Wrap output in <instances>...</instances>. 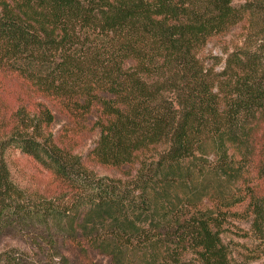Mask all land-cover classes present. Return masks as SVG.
<instances>
[{
	"label": "trees",
	"instance_id": "trees-1",
	"mask_svg": "<svg viewBox=\"0 0 264 264\" xmlns=\"http://www.w3.org/2000/svg\"><path fill=\"white\" fill-rule=\"evenodd\" d=\"M9 149L55 189L20 187ZM232 217L264 236V0H0V243L47 256L0 264H246Z\"/></svg>",
	"mask_w": 264,
	"mask_h": 264
},
{
	"label": "rangeland",
	"instance_id": "rangeland-1",
	"mask_svg": "<svg viewBox=\"0 0 264 264\" xmlns=\"http://www.w3.org/2000/svg\"><path fill=\"white\" fill-rule=\"evenodd\" d=\"M239 2L240 1H237V3ZM234 34V32H231L224 36L212 38L200 51L201 56L206 58L213 54L223 57L224 60L226 56L225 49L231 48V40ZM209 60L212 61L213 59H206L207 62L212 63ZM218 68H220V65H218ZM97 138V135H94L78 152L84 156L95 145ZM6 160L13 179L20 187L26 188L32 193H50L49 189H55L51 184V177L49 174L31 158L22 155L18 151L9 149L6 152ZM90 168L99 176L127 180V176H124L116 169L105 168L99 165H91ZM228 220L226 227H230L231 229L223 232L222 237L224 241L230 245L233 257L236 258L238 262L246 264H264V236L258 237L255 235L251 230L249 221L239 220L235 217L229 218ZM236 227H239V229ZM244 233L247 235H243ZM11 246L24 250V252L37 263L47 260L46 253H44L45 249L43 250L39 246H33L26 238V235L17 236L16 234H11L5 236L0 243V248L4 249Z\"/></svg>",
	"mask_w": 264,
	"mask_h": 264
}]
</instances>
